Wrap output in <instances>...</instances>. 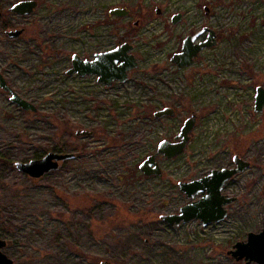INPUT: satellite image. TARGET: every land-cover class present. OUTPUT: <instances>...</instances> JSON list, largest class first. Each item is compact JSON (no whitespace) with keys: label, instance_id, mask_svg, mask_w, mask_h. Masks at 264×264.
Segmentation results:
<instances>
[{"label":"rangeland","instance_id":"374dc122","mask_svg":"<svg viewBox=\"0 0 264 264\" xmlns=\"http://www.w3.org/2000/svg\"><path fill=\"white\" fill-rule=\"evenodd\" d=\"M19 1L0 0V73L36 112L0 88L3 253L14 264H246L229 251L264 228V107L254 111L264 88V0H35L28 15L10 12ZM117 7L129 15H111ZM203 28L215 45L179 70L171 57ZM124 42L138 63L126 82L67 74L72 55L92 59ZM166 107L173 116H154ZM190 117L183 153L157 156L161 174L145 176L142 161ZM49 151L75 158L39 179L13 165ZM234 155L250 166L224 185L235 198L224 220L160 219L193 201L178 182L233 167Z\"/></svg>","mask_w":264,"mask_h":264},{"label":"water","instance_id":"95a60500","mask_svg":"<svg viewBox=\"0 0 264 264\" xmlns=\"http://www.w3.org/2000/svg\"><path fill=\"white\" fill-rule=\"evenodd\" d=\"M37 7L35 0H22L13 4L9 11L19 15H28ZM161 10L156 9L160 14ZM109 13L116 17H126L129 11L126 8H113ZM1 16V13H0ZM181 17L176 14L172 18V23L176 24ZM207 31V37L200 40L201 35ZM24 29L6 31L10 38H16L22 35ZM215 33L213 30L203 28L201 31L188 35L182 41L180 52L174 54L170 61L181 70L192 66L195 58L205 49L215 45ZM133 46L124 42L114 49L95 53L93 59H82L78 55L72 56L71 68L67 71L68 75L77 74L79 76L95 75L97 83L111 86L114 82L124 83L128 80V74L131 70L137 68L138 63L135 56L131 53ZM0 88L10 94V101L25 111L36 112V107L18 95L6 82L0 73ZM264 107V88L258 86L254 96V111L261 112ZM174 110L166 107L154 113L156 118L173 116ZM193 117L187 118L180 132L175 136V142L162 140L157 146L156 152L149 155L139 165L140 171L145 176L160 175L161 169L157 163V156L163 155L167 159L174 158L183 153L188 141L189 133L194 127ZM76 136H92L91 131H76ZM74 154L58 153L49 151L40 159H32L28 162H15L14 167L20 172L26 174L32 179H39L44 175L59 169L60 164L64 161L73 160ZM233 167L211 170L209 174L191 181L178 182L179 191L184 193L187 198L192 199L190 203L182 206L177 214L161 215L160 219L167 224L174 226L181 223H187L194 219L199 220L203 226L213 222H219L227 217L226 205L232 203L235 198L223 194L225 183L233 176L243 172L250 166L248 161L240 158L238 155L233 156ZM203 194L198 200L194 198ZM6 246V241L0 239V264H14L13 261L3 253L2 249ZM236 260H245L246 264L252 262L264 264V228L259 233H248L246 242H237L233 249L229 251ZM101 264H110L102 262Z\"/></svg>","mask_w":264,"mask_h":264},{"label":"flooded vegetation","instance_id":"af4514ba","mask_svg":"<svg viewBox=\"0 0 264 264\" xmlns=\"http://www.w3.org/2000/svg\"><path fill=\"white\" fill-rule=\"evenodd\" d=\"M199 41H200V38H199ZM74 55H75V54H74ZM76 55H77V54H76ZM72 56H73V55H72ZM78 56H79V55H78ZM79 57H80V56H79ZM92 59H93V58H92ZM89 60H90V59H89ZM71 61H72V58H71ZM71 66H72V64H71ZM70 68H71V67H70ZM70 68H69V69H70ZM69 69H68V70H69ZM68 70H67V71H68ZM128 76H129V74H128ZM174 139H175V138H174ZM175 141H176V140H175ZM175 141H174V142H175Z\"/></svg>","mask_w":264,"mask_h":264},{"label":"bare ground","instance_id":"6f19581e","mask_svg":"<svg viewBox=\"0 0 264 264\" xmlns=\"http://www.w3.org/2000/svg\"><path fill=\"white\" fill-rule=\"evenodd\" d=\"M255 202H257V201H255ZM262 221H264V216L262 217Z\"/></svg>","mask_w":264,"mask_h":264},{"label":"trees","instance_id":"16d2710c","mask_svg":"<svg viewBox=\"0 0 264 264\" xmlns=\"http://www.w3.org/2000/svg\"><path fill=\"white\" fill-rule=\"evenodd\" d=\"M55 151H60V150H55Z\"/></svg>","mask_w":264,"mask_h":264}]
</instances>
